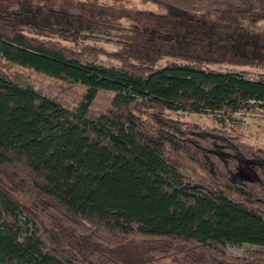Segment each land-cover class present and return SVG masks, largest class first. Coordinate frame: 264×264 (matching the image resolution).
<instances>
[{
  "label": "trees",
  "instance_id": "1",
  "mask_svg": "<svg viewBox=\"0 0 264 264\" xmlns=\"http://www.w3.org/2000/svg\"><path fill=\"white\" fill-rule=\"evenodd\" d=\"M144 1L264 21V0ZM36 26L0 12V264H121L105 250L126 243L136 264H264V151L224 129L264 107V74L136 64Z\"/></svg>",
  "mask_w": 264,
  "mask_h": 264
},
{
  "label": "rangeland",
  "instance_id": "2",
  "mask_svg": "<svg viewBox=\"0 0 264 264\" xmlns=\"http://www.w3.org/2000/svg\"><path fill=\"white\" fill-rule=\"evenodd\" d=\"M0 12L36 23L34 31L42 38L67 45L72 39L82 40L103 51L121 53L136 64L194 61L202 68L222 72L242 70L248 80L264 74V21L255 29L227 15L170 18L164 15L165 9L144 0H0ZM105 63L113 66L110 61ZM255 110L254 115L233 113L231 127L224 129L233 128L247 144L264 151V107ZM176 115L200 125L218 126L207 115ZM247 248L236 244L227 251L241 257ZM105 251L121 264H136L144 255L129 243ZM160 264L171 263L164 260Z\"/></svg>",
  "mask_w": 264,
  "mask_h": 264
}]
</instances>
